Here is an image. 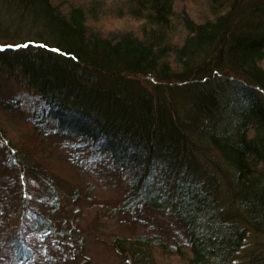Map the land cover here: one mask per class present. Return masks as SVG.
<instances>
[{
  "label": "trees",
  "instance_id": "obj_1",
  "mask_svg": "<svg viewBox=\"0 0 264 264\" xmlns=\"http://www.w3.org/2000/svg\"><path fill=\"white\" fill-rule=\"evenodd\" d=\"M183 1L0 0V32L32 36L0 45V78L19 76L35 93L32 134L89 139L124 176L114 210L175 220L171 241L114 236L123 264H264V239L241 248L250 230L264 233V0ZM112 15L121 25L104 30ZM22 101L0 94V113ZM5 147V168L31 173L56 208L66 182L49 176L48 152L25 140ZM20 201L24 212L7 228L25 260L22 225L49 239L56 231Z\"/></svg>",
  "mask_w": 264,
  "mask_h": 264
},
{
  "label": "rangeland",
  "instance_id": "obj_2",
  "mask_svg": "<svg viewBox=\"0 0 264 264\" xmlns=\"http://www.w3.org/2000/svg\"><path fill=\"white\" fill-rule=\"evenodd\" d=\"M183 2L187 8H192L191 5L194 3L193 0ZM101 23V27L108 30L120 26L122 21L113 18L112 15L110 19H105ZM7 35H12L14 40H10ZM31 37L21 30L1 31L0 45ZM262 63L264 66V60ZM148 80L152 81L154 78ZM0 94L4 98L12 97L25 101H22L18 108L0 113V140L6 139L15 150L20 147L22 140H25V147L29 150L41 147V151L44 149L42 155L48 152L45 155L47 163H50L55 171L49 176L55 178L58 175L66 182H63V185L61 183L62 188H57L55 195L59 200L57 207L53 208L54 199L42 182L27 171H24V179L17 176L20 175L17 167L5 168L6 142H1L3 145H0V264H123L120 255L110 246L114 236H134L144 232L161 234L164 240L171 241L178 233L175 220L168 217L142 210L129 214L113 209L115 206L113 197L121 192L124 176L114 170L103 153L93 151L89 139L60 136L51 129L47 131L45 127L37 130L41 138L32 134L36 129L29 119L30 108L27 102L35 93L25 86L21 77L0 78ZM76 154L81 159H76ZM45 174L47 175V172ZM20 178L27 184L26 192L22 195L18 193L22 188ZM54 178L47 179L49 186L53 185L51 182ZM77 187L82 193L74 197L70 193H74L75 190L77 192ZM29 188L32 190L30 193L27 192ZM22 198L27 201L28 208L42 212L52 221L56 231L54 239H49V236L40 234L39 231L28 230L27 226L22 225L26 230L29 253L25 260L15 256L12 241L16 236L13 237L14 232L8 233L7 228V220L14 222L17 217L21 218L18 213L24 212L20 205ZM63 223L70 226L66 235L59 232ZM19 225L20 223H16L14 226ZM256 233L249 231L246 243L241 247L243 250H249L252 248L251 244L264 239V233ZM236 253L238 254L236 259L240 260L242 257H239V251Z\"/></svg>",
  "mask_w": 264,
  "mask_h": 264
}]
</instances>
